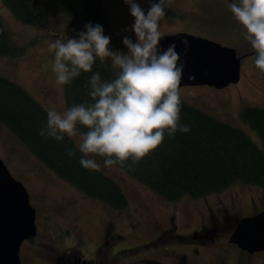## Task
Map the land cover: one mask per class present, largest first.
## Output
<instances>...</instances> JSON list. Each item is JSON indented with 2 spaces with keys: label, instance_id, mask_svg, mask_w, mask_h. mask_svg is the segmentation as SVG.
<instances>
[{
  "label": "rangeland",
  "instance_id": "1",
  "mask_svg": "<svg viewBox=\"0 0 264 264\" xmlns=\"http://www.w3.org/2000/svg\"><path fill=\"white\" fill-rule=\"evenodd\" d=\"M136 2L147 9V0ZM231 2L166 0L160 31L162 35L191 34L236 51L241 57L238 82L220 89L209 85L180 86V97L212 117L244 131L263 148L259 135L242 121L240 115L244 107L264 108V76L254 65L255 52L243 38V27L228 9ZM101 5L115 32L112 38L129 36L135 41L130 30L134 18L124 0H101ZM0 19L9 32L10 42L25 48L21 56L0 57V74L20 85L47 111L52 107L65 111L64 88L55 81L50 64L54 53L49 51V44L70 38L71 25L56 13H50L46 26L23 24L1 0ZM126 28L129 30L125 31ZM110 50L127 52L122 41ZM0 159L27 189L30 204L35 209L38 235L32 242L29 239L22 242L19 249L21 264H68L66 260H74L77 256L94 262L92 249L102 241L108 229L111 235L119 236L111 250L112 254L115 250L118 253L113 264H243L244 254L227 242L231 229L217 223L221 222L225 212L243 217L264 209V188L256 185L236 182L219 193L195 199L182 197L172 202L116 165L112 168L101 166V169L121 187L128 206L123 210H109L46 168L6 127H0ZM96 159L102 164L100 158ZM61 196L76 197L72 208L63 209L64 216H59L61 211H57L59 206L67 203ZM75 215L81 233L68 228ZM231 222L227 220L226 223ZM192 234L197 237H191ZM156 237L159 240H154ZM144 244L147 246L143 247ZM262 262L264 251L250 257V264Z\"/></svg>",
  "mask_w": 264,
  "mask_h": 264
},
{
  "label": "trees",
  "instance_id": "2",
  "mask_svg": "<svg viewBox=\"0 0 264 264\" xmlns=\"http://www.w3.org/2000/svg\"><path fill=\"white\" fill-rule=\"evenodd\" d=\"M9 12L26 25L46 26L50 13L71 25L68 36L75 38L85 24H99L110 37L109 48L122 38L115 32L101 0H1ZM25 48L10 42L9 32L0 19V57H18ZM99 73L111 81L118 69L106 58H97L90 72H83L64 84L67 108L91 103L89 78ZM264 76V72H262ZM181 98V97H180ZM180 122L186 133L165 134L163 142L137 164L120 166L127 174L168 201L182 197L200 198L224 191L236 182L264 188V108L248 106L241 119L260 137L263 148L242 130L222 122L181 98ZM47 110L20 85L0 74V127H6L46 168L87 198L109 210H123L128 200L118 183L102 169L88 170L79 163L82 154L67 135L56 141L39 135L46 125ZM81 132L87 131L77 125ZM73 150V156L67 150ZM131 164V161H128ZM32 239V238H31ZM145 264V263H144ZM261 264H264L262 262Z\"/></svg>",
  "mask_w": 264,
  "mask_h": 264
},
{
  "label": "clouds",
  "instance_id": "3",
  "mask_svg": "<svg viewBox=\"0 0 264 264\" xmlns=\"http://www.w3.org/2000/svg\"><path fill=\"white\" fill-rule=\"evenodd\" d=\"M147 2L145 9L136 0H124L134 18L130 30L135 41L129 36L122 39L127 52L110 50V37L104 35L101 25L91 23L75 38L49 44L57 84L70 83L81 71L90 72L97 58L101 62L109 58L118 69L110 82L93 73L88 82L92 102L74 104L63 112L48 109L46 125L39 130L40 136L56 141L65 135L76 138L74 146L82 154L79 163L85 169L131 167L154 151L166 133L173 136L190 130L180 122L183 64L178 63L176 44L160 47L166 0ZM228 9L255 52V67L264 72V0H232ZM182 43L188 45L187 40ZM77 125L87 131H78ZM74 154L67 150L68 156Z\"/></svg>",
  "mask_w": 264,
  "mask_h": 264
},
{
  "label": "water",
  "instance_id": "4",
  "mask_svg": "<svg viewBox=\"0 0 264 264\" xmlns=\"http://www.w3.org/2000/svg\"><path fill=\"white\" fill-rule=\"evenodd\" d=\"M172 43L180 56L178 63L183 64L179 87L209 85L220 89L238 82L241 57L233 48L183 32L162 35V49ZM36 234L35 209L27 189L0 159V264H21L20 246ZM229 242L249 253L264 251V209L240 219Z\"/></svg>",
  "mask_w": 264,
  "mask_h": 264
},
{
  "label": "flooded vegetation",
  "instance_id": "5",
  "mask_svg": "<svg viewBox=\"0 0 264 264\" xmlns=\"http://www.w3.org/2000/svg\"><path fill=\"white\" fill-rule=\"evenodd\" d=\"M74 198H76V197L74 196L73 199H72V198H66L64 196H61V199L65 200L67 203L65 204V206L61 205V206H59L57 208L58 212L61 211L59 216H64L65 215V213H62L63 209L66 208L67 210H69L70 208L73 207V205L75 203V199ZM70 199H72V200H70ZM77 201L79 202L78 199H77ZM140 207L141 206H138V208H140ZM225 210L226 209H224V212H225ZM259 212H257V213H259ZM252 215H255V214H252ZM252 215H247V216H252ZM243 217H246V216H243ZM243 217L242 216L241 217H235V216H232V215L228 214L227 212H225V215L221 216V222H219L217 224L218 225L228 226L231 229V232H232L234 227H235V225ZM76 219H77V215L72 217V220H71L72 222L70 223L71 226L68 225V228H70L73 232L81 233L82 230L80 229V226L76 224ZM227 220H230L232 222L230 224H227L226 223ZM63 228H67V227L63 226ZM37 235H38V230H37L36 236L33 237L32 239H29V242H32L37 237ZM110 237H112V239H110ZM191 237L195 238V237H197V235L192 234ZM117 238H119V236L116 237V236H113V235L110 234V229L105 230V233H104V236L102 238V241L99 244H96L93 247V249H92L93 253L95 254L94 262H91V261H88V260H84L83 257H79V256H77V257L75 256L76 258L74 260H66V261H67L68 264H113V263H116V255L118 254L117 250H115V252L113 254L111 253V250H112L113 246H115V242H116ZM154 240H159V239L156 237ZM227 242L229 244H232L233 246H235L237 248V250H239L241 253L244 254L245 258H244L243 264H250V257L255 252L254 253H249V252H247L245 250H242V249L238 248L235 244L229 242V237L227 239ZM146 246H147V244L143 245V247H146ZM103 249H104V251H102ZM100 251H102V252H100ZM183 260H184V258L181 259V261H183ZM214 264H217V263H214Z\"/></svg>",
  "mask_w": 264,
  "mask_h": 264
}]
</instances>
